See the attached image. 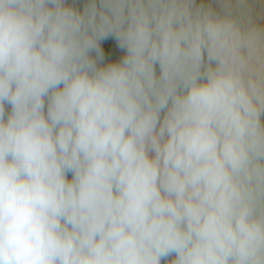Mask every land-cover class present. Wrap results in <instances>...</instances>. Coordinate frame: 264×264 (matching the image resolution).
Masks as SVG:
<instances>
[{
    "label": "clouds",
    "instance_id": "9594fccd",
    "mask_svg": "<svg viewBox=\"0 0 264 264\" xmlns=\"http://www.w3.org/2000/svg\"><path fill=\"white\" fill-rule=\"evenodd\" d=\"M0 264H264V0H0Z\"/></svg>",
    "mask_w": 264,
    "mask_h": 264
},
{
    "label": "rangeland",
    "instance_id": "374dc122",
    "mask_svg": "<svg viewBox=\"0 0 264 264\" xmlns=\"http://www.w3.org/2000/svg\"><path fill=\"white\" fill-rule=\"evenodd\" d=\"M111 43V46L114 48L115 47V44L114 42H110Z\"/></svg>",
    "mask_w": 264,
    "mask_h": 264
}]
</instances>
